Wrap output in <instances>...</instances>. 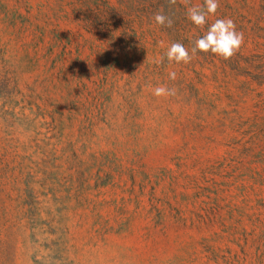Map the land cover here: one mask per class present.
I'll list each match as a JSON object with an SVG mask.
<instances>
[{
	"label": "rangeland",
	"instance_id": "rangeland-1",
	"mask_svg": "<svg viewBox=\"0 0 264 264\" xmlns=\"http://www.w3.org/2000/svg\"><path fill=\"white\" fill-rule=\"evenodd\" d=\"M218 4L0 0V264H264V0Z\"/></svg>",
	"mask_w": 264,
	"mask_h": 264
},
{
	"label": "clouds",
	"instance_id": "clouds-1",
	"mask_svg": "<svg viewBox=\"0 0 264 264\" xmlns=\"http://www.w3.org/2000/svg\"><path fill=\"white\" fill-rule=\"evenodd\" d=\"M169 3L174 5L176 4V0H169ZM205 6L206 10H202L197 6L187 8L188 18L194 25L200 28L205 26L209 15H215L217 12L219 7L218 0H205ZM154 19L161 26L167 25L171 27L172 25L171 19L162 13H157ZM243 43V33L237 31L233 20L229 18L216 19L208 26L205 34L195 40L191 52L192 54H195L197 51L205 54L210 52L224 60H229L240 51ZM166 56L170 64L173 62L176 64H188L192 58L188 49L179 42L172 43L168 47ZM169 78L175 80V72H170ZM152 92L156 97H167L174 95L175 89H169L165 85H160L152 89Z\"/></svg>",
	"mask_w": 264,
	"mask_h": 264
}]
</instances>
